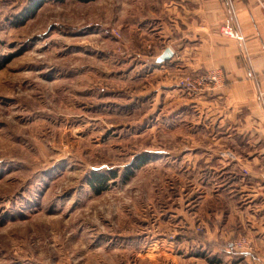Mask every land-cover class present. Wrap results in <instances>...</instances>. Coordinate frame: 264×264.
Returning <instances> with one entry per match:
<instances>
[{"label": "rangeland", "instance_id": "374dc122", "mask_svg": "<svg viewBox=\"0 0 264 264\" xmlns=\"http://www.w3.org/2000/svg\"><path fill=\"white\" fill-rule=\"evenodd\" d=\"M113 3L0 0V264H140L155 210L218 189L186 172L189 119L159 117L173 72Z\"/></svg>", "mask_w": 264, "mask_h": 264}, {"label": "crops", "instance_id": "0c3cea01", "mask_svg": "<svg viewBox=\"0 0 264 264\" xmlns=\"http://www.w3.org/2000/svg\"><path fill=\"white\" fill-rule=\"evenodd\" d=\"M113 4L129 18L122 27L128 42L142 39L154 59L171 50L168 60L152 66L162 75L173 72L164 86L168 96L158 94L168 104H160L159 117L167 106L173 107L172 124L187 116L185 170L191 178L199 172L196 182L219 184L217 190L178 193L176 207L165 214L155 210L147 229L156 234L144 239L152 250L139 255V263L264 264V0ZM210 71L223 74L212 95L177 87L184 76ZM164 231L172 237H161ZM241 240L246 244L237 247Z\"/></svg>", "mask_w": 264, "mask_h": 264}, {"label": "built area", "instance_id": "2783aa9c", "mask_svg": "<svg viewBox=\"0 0 264 264\" xmlns=\"http://www.w3.org/2000/svg\"><path fill=\"white\" fill-rule=\"evenodd\" d=\"M222 33L228 36L232 35V31L230 29H224L222 30ZM113 35L116 38L120 37V34L115 30ZM222 84L223 74L219 71H210L194 77L184 76L178 81L177 87L190 94L212 95L222 86ZM222 156L227 157L228 159L233 158L230 152H224ZM244 244H246L245 241L241 240L236 243V246L240 247Z\"/></svg>", "mask_w": 264, "mask_h": 264}, {"label": "water", "instance_id": "95a60500", "mask_svg": "<svg viewBox=\"0 0 264 264\" xmlns=\"http://www.w3.org/2000/svg\"><path fill=\"white\" fill-rule=\"evenodd\" d=\"M171 55H172L171 50L165 49L163 53L160 56L156 57L153 61H155L157 64H160L168 60L171 57Z\"/></svg>", "mask_w": 264, "mask_h": 264}, {"label": "trees", "instance_id": "16d2710c", "mask_svg": "<svg viewBox=\"0 0 264 264\" xmlns=\"http://www.w3.org/2000/svg\"><path fill=\"white\" fill-rule=\"evenodd\" d=\"M85 1H90V0H85ZM38 6H39V5H38V4H36V5H34V7H33V8H34V9H36V8H38ZM34 9H33V11H34ZM31 12H32V11H31ZM144 161H145V160H144ZM98 182H99V181H98ZM101 190H103V189H101Z\"/></svg>", "mask_w": 264, "mask_h": 264}]
</instances>
